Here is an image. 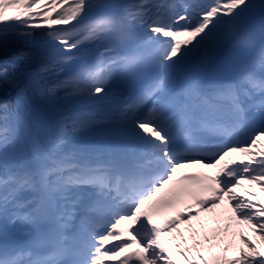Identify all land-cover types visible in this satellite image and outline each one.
Here are the masks:
<instances>
[{"label": "snow or ice", "instance_id": "snow-or-ice-1", "mask_svg": "<svg viewBox=\"0 0 264 264\" xmlns=\"http://www.w3.org/2000/svg\"><path fill=\"white\" fill-rule=\"evenodd\" d=\"M0 264H264V0H0Z\"/></svg>", "mask_w": 264, "mask_h": 264}, {"label": "rangeland", "instance_id": "rangeland-1", "mask_svg": "<svg viewBox=\"0 0 264 264\" xmlns=\"http://www.w3.org/2000/svg\"><path fill=\"white\" fill-rule=\"evenodd\" d=\"M189 169V168H188ZM209 171H211V170H209Z\"/></svg>", "mask_w": 264, "mask_h": 264}]
</instances>
